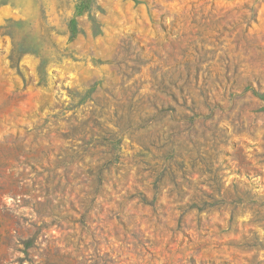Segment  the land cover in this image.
Returning <instances> with one entry per match:
<instances>
[{"label": "rangeland", "instance_id": "1", "mask_svg": "<svg viewBox=\"0 0 264 264\" xmlns=\"http://www.w3.org/2000/svg\"><path fill=\"white\" fill-rule=\"evenodd\" d=\"M78 1L0 0V264H264V0Z\"/></svg>", "mask_w": 264, "mask_h": 264}, {"label": "trees", "instance_id": "2", "mask_svg": "<svg viewBox=\"0 0 264 264\" xmlns=\"http://www.w3.org/2000/svg\"><path fill=\"white\" fill-rule=\"evenodd\" d=\"M86 0H79L77 3H76V13L77 14H80L82 11H83V3L85 2ZM75 21L72 19L71 20V24L74 25ZM75 33V32H73Z\"/></svg>", "mask_w": 264, "mask_h": 264}]
</instances>
